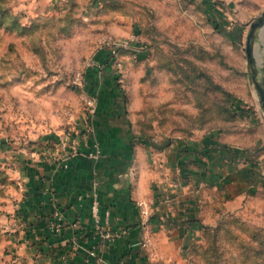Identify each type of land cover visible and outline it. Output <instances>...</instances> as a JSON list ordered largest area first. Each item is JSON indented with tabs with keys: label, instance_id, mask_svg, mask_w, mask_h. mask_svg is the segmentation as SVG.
<instances>
[{
	"label": "rangeland",
	"instance_id": "rangeland-1",
	"mask_svg": "<svg viewBox=\"0 0 264 264\" xmlns=\"http://www.w3.org/2000/svg\"><path fill=\"white\" fill-rule=\"evenodd\" d=\"M263 11L264 0H0V147L76 152L100 115L117 113L110 125L157 152L220 139L231 153L199 169L213 182L153 180L154 198L180 190L183 212L142 211L155 220L139 250L147 264H264L259 30L260 61L245 51Z\"/></svg>",
	"mask_w": 264,
	"mask_h": 264
},
{
	"label": "crops",
	"instance_id": "crops-1",
	"mask_svg": "<svg viewBox=\"0 0 264 264\" xmlns=\"http://www.w3.org/2000/svg\"><path fill=\"white\" fill-rule=\"evenodd\" d=\"M113 118L120 114L100 115L76 152L45 141L30 156L25 149L0 147V264H89L91 249L106 264H147L139 245L155 217L146 219L142 211L182 215L185 201L179 189L172 198H154L153 180L213 182L199 169L213 162L212 152L231 153L220 139L203 145L176 141L157 152L124 125H110ZM258 140L264 146V138Z\"/></svg>",
	"mask_w": 264,
	"mask_h": 264
},
{
	"label": "water",
	"instance_id": "water-1",
	"mask_svg": "<svg viewBox=\"0 0 264 264\" xmlns=\"http://www.w3.org/2000/svg\"><path fill=\"white\" fill-rule=\"evenodd\" d=\"M263 29H264V11L255 21L252 22L250 26L249 34L246 39L245 51H246V55L249 61H252L253 56H255L256 60L260 61L259 54L256 52L254 53L252 40H253L255 31L259 30V36H260ZM251 78L254 82V85H255V88L258 94L259 102H260L261 108L264 113V68H262L261 74H259L257 70L254 69V72L251 75Z\"/></svg>",
	"mask_w": 264,
	"mask_h": 264
},
{
	"label": "built area",
	"instance_id": "built-area-1",
	"mask_svg": "<svg viewBox=\"0 0 264 264\" xmlns=\"http://www.w3.org/2000/svg\"><path fill=\"white\" fill-rule=\"evenodd\" d=\"M113 54V58L116 57V51L113 50L112 52ZM93 98H88L87 103L89 104V106H93ZM93 111L94 108L92 107ZM98 153H96L95 155H97ZM97 202L95 201L91 207L92 212L94 214V217L97 220V216H96V212H97ZM115 235H106V237H114ZM87 259L89 261V264H106L104 258L102 257V255L96 250V249H91L89 251H87Z\"/></svg>",
	"mask_w": 264,
	"mask_h": 264
},
{
	"label": "bare ground",
	"instance_id": "bare-ground-1",
	"mask_svg": "<svg viewBox=\"0 0 264 264\" xmlns=\"http://www.w3.org/2000/svg\"><path fill=\"white\" fill-rule=\"evenodd\" d=\"M262 36H264V29H263V31H262V33H261L260 37H262Z\"/></svg>",
	"mask_w": 264,
	"mask_h": 264
},
{
	"label": "trees",
	"instance_id": "trees-1",
	"mask_svg": "<svg viewBox=\"0 0 264 264\" xmlns=\"http://www.w3.org/2000/svg\"><path fill=\"white\" fill-rule=\"evenodd\" d=\"M182 142V141H181Z\"/></svg>",
	"mask_w": 264,
	"mask_h": 264
}]
</instances>
